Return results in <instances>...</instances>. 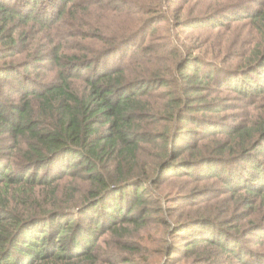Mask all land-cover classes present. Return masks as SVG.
Here are the masks:
<instances>
[{"label": "trees", "instance_id": "16d2710c", "mask_svg": "<svg viewBox=\"0 0 264 264\" xmlns=\"http://www.w3.org/2000/svg\"><path fill=\"white\" fill-rule=\"evenodd\" d=\"M39 1L0 0V264H264V0Z\"/></svg>", "mask_w": 264, "mask_h": 264}, {"label": "rangeland", "instance_id": "374dc122", "mask_svg": "<svg viewBox=\"0 0 264 264\" xmlns=\"http://www.w3.org/2000/svg\"><path fill=\"white\" fill-rule=\"evenodd\" d=\"M223 1H225V0H223ZM231 1H233V0H231ZM236 2H238V1H236ZM14 3H15V0H14ZM17 4H19V2H16V5ZM44 5L47 6V9H48L47 12L48 13H44V11H43L44 10ZM70 5H72V0H67V1H60V0H46V1H44V0H40L37 4L33 2L32 5H29L28 9L31 11L30 13H32L33 15H44V18H43L44 19V23H45V26L47 27L46 29H48V27L51 25V22L49 21V18L51 17L50 14L57 13L58 11L66 8V7H69ZM80 5H78L77 7L76 6H72V8L71 7L68 8L69 9L68 13L69 14H74V12L78 13L76 16H77V18H79V14H81L83 12V10L80 9ZM248 5H254V1H252V0L247 1L246 3H243L241 6H248ZM91 9H93V8H89L88 10H91ZM38 10H40V12H43V13L38 14L37 13ZM66 16H67V14H66ZM184 16H185V14H184ZM120 24H121L120 21L118 23L115 22V21H112L110 23L111 27L114 30L119 29ZM37 36H39L38 39L41 41V45H39V47L37 49H46V48H50L51 47L50 40L45 39L44 30H42L41 33L38 30H33V29L30 30L24 36V41H23L22 44L23 45H27L29 47H32L33 44L36 41V37ZM3 45L4 44L0 42V65H21V61L22 60H24L26 58H29L27 52L24 50L22 45L15 51L8 50L9 48L6 49V50H1ZM192 54H198V52L195 51V50H192ZM47 55H49V53ZM39 62L41 63V65H51V59H50L49 56L43 57V59L39 60ZM39 70H41L40 77L44 78L46 80H51L56 75V72H53V71H51L49 69L40 68ZM29 73L33 74V76L37 74V72H35L34 70H30ZM245 166L247 167L249 165L246 164ZM258 203L261 205V208L264 206V203L263 202L261 203V199L260 198H258ZM202 228H203L204 231L208 230V227L203 226ZM226 228L231 232V229H230L229 226H227ZM195 230H196L195 227L192 226L189 231L180 232V233H183V234H182L181 237L176 238V244L180 245V246L181 245L183 246L186 243L185 241H191L193 239H197L198 236H200V235L197 236ZM210 231H211V235H218L219 234L218 231H215V230H210ZM249 237H251V233H249ZM224 239L229 241L231 244L232 243L233 244H238V245L242 244L245 247V244H244L243 241H241L239 239H236L232 235L231 236L227 235L226 238L224 237ZM240 241H241V243H240ZM257 247L259 248L260 246H257ZM246 250L247 249L244 248V252ZM164 262L165 261H163L162 264H164ZM165 264H170V262L169 263H165Z\"/></svg>", "mask_w": 264, "mask_h": 264}]
</instances>
